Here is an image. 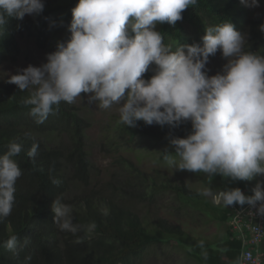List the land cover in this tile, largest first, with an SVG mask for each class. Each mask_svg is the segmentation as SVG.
<instances>
[{
  "label": "clouds",
  "instance_id": "9594fccd",
  "mask_svg": "<svg viewBox=\"0 0 264 264\" xmlns=\"http://www.w3.org/2000/svg\"><path fill=\"white\" fill-rule=\"evenodd\" d=\"M240 2L259 7L258 0ZM196 4L197 0H77L67 39L56 42L45 62L29 64L7 82L20 91L31 90L23 104L30 106L36 124L44 123L54 106L74 103L81 94L101 109L118 105L119 123L128 128L140 121L173 128L190 122L191 131L168 137L171 150H163L174 170L251 181L264 175V57L244 51L246 36L230 22L206 26L199 44L174 50L166 45L156 25H175ZM44 7L43 0H0V27L8 18L39 15ZM217 51L225 63L208 75L206 65ZM152 65L153 74L145 79ZM38 149L33 142L28 157L35 158ZM21 151L20 144L11 142L0 155V220L13 210L16 182L22 175L14 157ZM201 194L224 207L247 205L250 215L264 217L260 182L251 195L239 187L215 192L205 188ZM50 208L60 231L81 230L73 223L71 206L59 197ZM102 214L107 216L108 210L102 209ZM85 227L91 232L96 224ZM17 241V235H9L3 246L15 254ZM198 246L203 248V242Z\"/></svg>",
  "mask_w": 264,
  "mask_h": 264
},
{
  "label": "trees",
  "instance_id": "16d2710c",
  "mask_svg": "<svg viewBox=\"0 0 264 264\" xmlns=\"http://www.w3.org/2000/svg\"><path fill=\"white\" fill-rule=\"evenodd\" d=\"M76 3L77 0L46 2L39 15L25 16L23 20L8 18L0 27V64L18 59L22 52L20 39H31L45 57L54 51L56 42L69 35L67 25ZM182 17L175 25L163 23L157 28L164 43L173 50L178 45L195 43L193 38H187L188 27L202 37L206 26L230 22L246 36L244 51L264 57V12L252 14L240 0H197ZM154 67L150 66L145 79L151 77ZM7 81L0 78V155L7 151L9 143L20 144L22 151L14 159L22 175L16 182L12 213L0 220V264H133L153 245H188L190 237L185 230L162 215L156 213L151 227L145 226L140 204L160 205L165 196L202 204L219 224L213 243L203 242V248L199 242L189 245L187 250L198 264L237 261L242 246L231 233L228 207L214 204L212 199L188 188L182 179L147 173L123 156L118 157V168L106 179L92 182L85 137L88 120L74 105L61 102L44 123L36 124L29 114L30 106L23 104L31 90L20 91ZM190 131V122L173 128L148 126L140 121L136 128H128L118 121L103 139L107 147L119 148L121 139L132 142L148 138L164 160L163 150H171L168 137H184ZM33 142L39 144V149L35 158H30L27 152ZM229 181L223 189L239 187L243 193L249 190L242 181ZM57 197L71 206L73 223L82 226L76 234L60 231L52 222L50 205ZM102 209L108 210L107 216ZM92 222L96 228L89 232L85 226ZM12 234L18 237L15 254L3 246ZM28 256L31 260L25 261Z\"/></svg>",
  "mask_w": 264,
  "mask_h": 264
},
{
  "label": "rangeland",
  "instance_id": "374dc122",
  "mask_svg": "<svg viewBox=\"0 0 264 264\" xmlns=\"http://www.w3.org/2000/svg\"><path fill=\"white\" fill-rule=\"evenodd\" d=\"M55 1L43 0L44 5H46V2L53 4ZM258 3L259 7H248V9L252 10V14L264 12V0H258ZM25 16L29 17L28 15ZM158 27L159 24L156 25V29ZM188 29L187 38H193L197 44L201 43V37L197 36L193 29L189 27ZM19 41L22 52L15 62L0 64L1 79H10L12 75L29 64L39 66L45 62L46 57L43 50L39 49L31 39H20ZM224 63V58L217 51L214 56L209 58V62L206 65L208 75L219 72ZM81 95V97H77L75 102L71 104L90 123L85 137L88 157L91 163L92 182L102 177L106 179L111 172L118 168L116 161L118 157L121 158L123 156L147 173H161L176 180L182 179L188 188L199 194L205 188H211L215 192L220 190L219 187L223 189L229 186V179L224 177L221 179L217 178L216 180V177L213 178L203 173L174 170L165 160L159 158L156 148L151 146L152 142L148 138H135L132 142L121 139L119 141L122 144L121 147H107L103 137L105 138L106 133L111 131L115 122L119 121V106L113 105L108 109H101L98 106V102L90 104L87 97L84 94ZM107 124H110L108 130H106ZM242 182L249 188L247 192L245 190V194L251 195L252 189L258 182L264 185V175L257 176L251 181ZM204 197L209 200L212 199L209 196ZM159 204H140L139 211L145 222V226L151 227V219L155 218L156 213L162 215L179 224L185 230L190 237L188 245H153L140 258L136 259L133 264H198L190 256V249H187L192 242L213 243L215 241L216 233L220 227L218 222L213 218L211 211L202 204L186 203L173 196H165L159 201Z\"/></svg>",
  "mask_w": 264,
  "mask_h": 264
},
{
  "label": "built area",
  "instance_id": "2783aa9c",
  "mask_svg": "<svg viewBox=\"0 0 264 264\" xmlns=\"http://www.w3.org/2000/svg\"><path fill=\"white\" fill-rule=\"evenodd\" d=\"M228 208L231 233L241 241L242 246L234 264H264V217L250 215L247 205Z\"/></svg>",
  "mask_w": 264,
  "mask_h": 264
}]
</instances>
